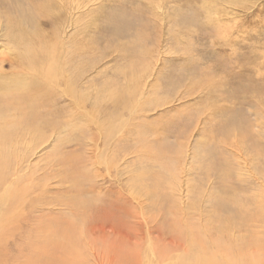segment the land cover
<instances>
[{"label": "rangeland", "instance_id": "374dc122", "mask_svg": "<svg viewBox=\"0 0 264 264\" xmlns=\"http://www.w3.org/2000/svg\"><path fill=\"white\" fill-rule=\"evenodd\" d=\"M34 1L42 0H0V74L18 68L1 63L17 53L6 36L7 16L28 11ZM71 3L58 2L55 13L64 18L58 35L85 49L78 80L85 109L101 103L112 112L111 93L133 90L130 79L139 84L134 96L141 108L121 107L123 129L118 122L99 127L84 115L25 145L21 172L4 187L21 193L25 229L7 247L5 264L25 262L32 251L40 263L57 262L68 254L56 245L59 235L75 232L87 246L92 229L119 236L123 249L124 242L136 247L143 239L160 248L158 237L184 238L187 224L236 246L264 244V0ZM50 16L39 11L36 24L51 35ZM137 29L142 38L133 45ZM220 163L228 165L226 173ZM233 198L246 206L243 214L218 206ZM29 227L38 228L32 241ZM186 244L168 251L161 264H178Z\"/></svg>", "mask_w": 264, "mask_h": 264}, {"label": "bare ground", "instance_id": "6f19581e", "mask_svg": "<svg viewBox=\"0 0 264 264\" xmlns=\"http://www.w3.org/2000/svg\"><path fill=\"white\" fill-rule=\"evenodd\" d=\"M35 2L32 3V8L27 7L28 11H23L25 9L20 7L21 12L17 9L7 16L6 36L9 37L14 46L13 49L17 50V53L14 61L5 58L1 63L8 62L18 68L8 74L5 71L6 74H0V264H5L3 257L7 247L20 241L22 237H18L19 231L25 229L26 218L22 217L21 193L15 187H12L10 191L4 189L6 185L12 183L11 180L16 174L21 172L22 163L27 157V153H24L25 145L35 140H44L47 133L66 126L69 119L84 115L87 116L88 122H93L99 127H115L114 125L118 122L117 127L123 129L124 122H119L123 113L120 110L121 107L125 106V108L133 110L141 108L137 96H134V89H136V93L140 90L139 84L135 79H130L127 87L134 86L133 90L124 88L118 92L111 91L110 97L115 107L112 112L101 109L99 105L101 103H98L99 98H95L97 106H93L87 112L85 100H83L85 97L83 98L82 92L78 89V80L82 79L81 69L86 59L85 49L81 42L71 45L67 39L58 35V28L62 25L61 20L64 18L63 14L55 13L60 10V4L57 3L62 2L64 8L65 5H72L71 0H42L39 4ZM39 11H42L46 16L51 15L55 27L51 35L44 34L36 24ZM128 25L130 24L128 23ZM116 26L118 25L116 24ZM137 30L138 36L133 45L141 42L142 32L139 33V29ZM129 66L130 71L136 72L138 66L134 63ZM141 94H143L142 90ZM241 125L243 124L241 123ZM239 129L238 133L240 134L247 131V129ZM207 151L213 155V149L209 148ZM168 165L171 166L172 163L168 162ZM217 169L226 173L228 165L220 163ZM9 192L11 197L7 195ZM218 206L231 216L243 214L246 208L236 198L222 200ZM31 215L33 216V214ZM187 226V229H184L185 239L183 236L175 235L162 237V239L158 237L156 242L160 248L156 247L157 244L152 246L151 242L149 245L144 243L143 237L136 247H132L129 240L124 242L128 246H124L123 249L122 239L119 236H102L101 232L97 234L94 229L87 232L86 246L82 245L80 235L78 236L75 232H70L67 235L63 233L59 235L61 241L57 239L56 245L62 246L66 253L72 256L71 259L68 258V254H65L57 262L52 257V262L49 263L50 258H48L47 264H83L85 256L87 263H89V258L91 264H151L153 259L161 264L164 261V255L168 251L171 252L179 248L181 244L183 245V241H186L187 247L185 254L177 257L178 264H264V254L260 255L258 248L259 246L264 248L263 243L258 242L255 244L257 246H251L252 244L236 246L227 242L223 237L210 235L202 229L190 227V224ZM28 229L30 235L26 238L29 241L36 239L34 231H38V228L31 229L29 227ZM55 236L53 237L55 238ZM106 239L110 240L102 245L98 242V240ZM85 246L89 251L83 255ZM250 246L257 252L249 251ZM140 249L144 250L143 255H141ZM31 253L33 256L26 259L25 262L19 260L14 262H18L17 264H44L38 261L37 252L32 251ZM144 257L145 261H143ZM120 258L124 259L120 260Z\"/></svg>", "mask_w": 264, "mask_h": 264}]
</instances>
